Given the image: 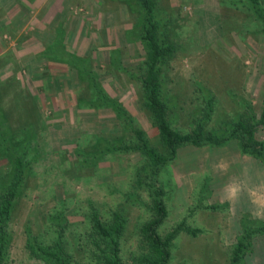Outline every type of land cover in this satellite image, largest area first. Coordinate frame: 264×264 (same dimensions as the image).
<instances>
[{"label":"rangeland","instance_id":"obj_1","mask_svg":"<svg viewBox=\"0 0 264 264\" xmlns=\"http://www.w3.org/2000/svg\"><path fill=\"white\" fill-rule=\"evenodd\" d=\"M223 2L167 0L164 15L174 20L183 45L165 67L166 89L173 84L170 77L171 80L184 79L183 85L191 97L193 87L186 86V80L191 74L202 77L217 94L213 127L218 133L224 130L228 120L232 122L237 112L247 108L248 102L260 114L264 100V34L242 33L244 21L232 16ZM0 5V47L6 51L0 57V64L10 63L4 76L11 77L15 73L17 79L9 83V89L1 91L0 111L8 116L13 128L29 122L36 124L34 129H37V119L28 109L32 102L21 103L19 83L38 97L39 111L48 118L49 125L45 130L39 129L42 153L33 163V172L14 209L9 264H43L29 256L26 227L42 238L52 236L48 221L64 208L62 200L69 205L67 214L71 225L66 229L67 239L76 260L83 259L84 264H90L87 212L95 206L108 214L123 203L129 216L124 259L127 264H133L130 255L137 247L136 233L139 237L140 227L150 218L151 212L143 204L126 203L124 194L132 189L134 171L144 159L137 152L109 153L97 165L82 168L78 151L84 152L85 144H89L93 157L105 140L119 141V121L110 109L78 108L75 90L81 84L77 82L75 71L38 57L44 44L54 41L56 29L64 25L68 48L81 55L92 54L102 68L108 65L110 52L115 47L122 48L126 63L139 61L141 57H137V53L141 52V43L128 42L126 37V30L132 26L127 6L115 0H0ZM101 80L106 90L124 102L156 142L158 130L138 105L135 83L124 74L114 80L112 75L102 73ZM16 105L27 108L23 112L25 116L17 111ZM191 110L189 106L186 113L182 112L183 116ZM1 124L3 133L7 132V120H0ZM258 136L264 139V128ZM247 160L258 161L251 166L253 173L261 171L263 163L242 154L237 141L232 140L223 148L183 147L173 163L162 167L159 177L167 191L165 202L169 214L159 232L166 234L182 221L200 229L197 234L182 231L177 235L167 264H231L233 244L242 233V216L247 213L252 220L258 218L246 211L251 205L224 203L217 190L221 187L219 182L231 171L235 178L241 177L246 168L238 169L237 165ZM222 162L229 166L226 171L218 167ZM6 165L7 159L0 156V175ZM204 188L211 192L203 191ZM141 195L146 203L148 195L145 191H141ZM214 204H218L217 209L210 207ZM254 247V251L246 255L247 264H264V234L254 238Z\"/></svg>","mask_w":264,"mask_h":264},{"label":"trees","instance_id":"obj_2","mask_svg":"<svg viewBox=\"0 0 264 264\" xmlns=\"http://www.w3.org/2000/svg\"><path fill=\"white\" fill-rule=\"evenodd\" d=\"M115 1L125 4L129 10L132 26L126 30V37L128 42L141 43V52L137 53V57H141L139 61L126 63L123 60L122 48L115 47L110 52L108 65L102 68L95 62L92 54L85 56L68 48L65 43L64 25L56 29L54 41L44 44L38 57L68 66L71 71H75L77 82L81 84V87L75 90L78 108L96 111L110 109L119 121V141L105 140L100 150L94 152L93 157L89 144H85L84 152L78 151L82 168L97 165L109 153L137 152L143 157L144 161L134 171L132 189L124 194V201L128 204H143L151 212V216L141 225L139 237L138 232L136 233L137 247L130 256L133 264H167L172 256V246L177 235L182 231L197 234L200 229L182 221L166 234L159 232L160 225L169 214L165 202L167 191L159 177L162 167L173 163L183 147L223 148L232 140L237 141L242 154L253 156L264 165V139L258 136L259 131L264 128V100L260 114L248 102L247 108L241 113L237 112L232 122L228 120L224 130L218 133L213 127L217 94L202 77L191 74L186 80L185 85L193 87L191 97L183 85L184 79L171 80L170 77L173 84L170 83V89H166L165 67L183 48L174 20L171 16H164L167 12V0ZM223 4L230 9L232 16L244 21L245 28L242 33L248 31L251 34H264V0H224ZM102 73L112 75L114 80H119L120 75L124 74L135 83L138 105L158 130L156 142H153V138L124 102L106 90L101 80ZM17 84L18 93L23 96L21 103L32 102L31 108L28 109L34 113L32 117H36L38 126L35 130L36 124L27 122V125H14L13 128L9 124L8 116L0 111V120H7L8 128V131L3 133V124L0 125V156L7 159L6 169L0 175V264L10 262L13 239L10 225L14 209L24 193L28 177L33 172V163L42 153L39 147V129L45 130L49 126L48 118H44L39 111L38 97ZM8 87L9 82L0 83V97L1 91L9 89ZM189 106L192 110L187 116H183L182 112L186 113ZM16 109L22 113L27 111L22 105H16ZM141 191L148 195L146 203L143 202ZM203 191L211 192L206 188ZM61 202L64 208H60L48 221L52 236L42 238L34 234L29 226L26 227V249L30 257L43 264H84L83 259L76 260L67 239L66 229L71 225L67 214L69 205H66L64 200ZM219 206L225 207L224 204ZM210 207L217 209L218 204ZM87 220L90 264H127L123 245L128 236L129 216L123 203H119L108 214L100 207L92 206L87 212ZM241 227L242 233L233 244L231 264H247L246 255L252 253L255 248L254 238L264 234V220H252L246 213L242 216Z\"/></svg>","mask_w":264,"mask_h":264},{"label":"clouds","instance_id":"obj_3","mask_svg":"<svg viewBox=\"0 0 264 264\" xmlns=\"http://www.w3.org/2000/svg\"><path fill=\"white\" fill-rule=\"evenodd\" d=\"M218 167L222 171L227 170V162H222ZM246 195L252 205V215L258 219H264V181L249 185L247 180V171L242 177L231 179L225 184L223 189V199L230 204L237 202L240 198Z\"/></svg>","mask_w":264,"mask_h":264},{"label":"crops","instance_id":"obj_4","mask_svg":"<svg viewBox=\"0 0 264 264\" xmlns=\"http://www.w3.org/2000/svg\"><path fill=\"white\" fill-rule=\"evenodd\" d=\"M2 7V5H0V8ZM4 53H6V51L4 50V49H2V47H0V57L1 56H3V54ZM8 66H10V63H4V64H0V81L1 82H9V83H14V82H16V78H15V73H14V75H12L11 77L10 76H8V77H6V76H4V72L5 71H7L6 70V68L8 67ZM15 67V66H14ZM24 86V85H23ZM237 163V162H236ZM259 163H261V162H259ZM228 164H232V162L230 163H228ZM256 164H258V161H256V160H251V161H244V162H239L238 163V165H237V167H238V169H240V168H246V170L245 171H247V180H248V183H249V185L251 186V185H255V184H258V183H260V182H262V181H264V170H263V164L260 166V168H261V171L260 172H258V171H256L257 173H253L250 169H251V166L252 165H256ZM229 167V166H228ZM244 170H242V172H241V174H242V176H243V173L245 172ZM234 172L233 171H231L229 174H226V179H224L222 182H219L220 184H221V187H220V190L218 191L217 190V192L220 194V196H219V194H218V197L222 200V201H224V203H228L227 201H225L224 199H223V189H224V186H225V184H227L231 179H233V178H235L234 177ZM229 175V176H228ZM231 175V176H230ZM241 176V177H242ZM227 180V181H226ZM252 182V184H250ZM241 203H247V204H249V205H251V203H250V201L248 200V198H247V196L246 195H243L241 198H240V200L239 201H237V202H233L232 203V205L233 206H238V205H240ZM251 209H252V205H251V207H249V208H247L246 209V211H249V212H251L252 213V211H251ZM264 220V219H263ZM241 225V224H240ZM242 229V228H241Z\"/></svg>","mask_w":264,"mask_h":264}]
</instances>
